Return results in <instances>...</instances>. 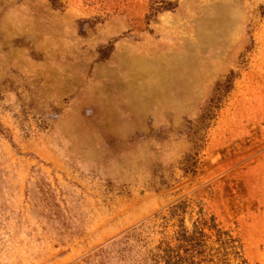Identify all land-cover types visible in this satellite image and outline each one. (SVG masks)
Listing matches in <instances>:
<instances>
[{"label": "rangeland", "instance_id": "rangeland-1", "mask_svg": "<svg viewBox=\"0 0 264 264\" xmlns=\"http://www.w3.org/2000/svg\"><path fill=\"white\" fill-rule=\"evenodd\" d=\"M152 1L0 0V264H159L199 210L264 264V0Z\"/></svg>", "mask_w": 264, "mask_h": 264}, {"label": "trees", "instance_id": "trees-1", "mask_svg": "<svg viewBox=\"0 0 264 264\" xmlns=\"http://www.w3.org/2000/svg\"><path fill=\"white\" fill-rule=\"evenodd\" d=\"M164 0H153L150 11L167 9ZM234 76L230 72L224 83ZM229 89L230 86H227ZM218 105L217 107H219ZM186 211L185 201L170 207L169 217L181 216ZM166 218V219H168ZM176 228L170 235H164L155 247L153 260L159 264H248L243 256L238 238L215 221L214 216L198 211L190 227L185 226L182 217L177 219Z\"/></svg>", "mask_w": 264, "mask_h": 264}, {"label": "bare ground", "instance_id": "bare-ground-1", "mask_svg": "<svg viewBox=\"0 0 264 264\" xmlns=\"http://www.w3.org/2000/svg\"><path fill=\"white\" fill-rule=\"evenodd\" d=\"M219 197L221 198L222 206L226 209L227 208V201L225 200L223 194L220 193Z\"/></svg>", "mask_w": 264, "mask_h": 264}]
</instances>
